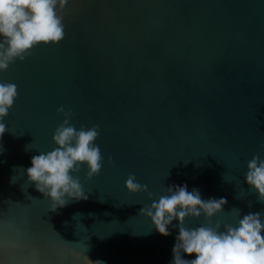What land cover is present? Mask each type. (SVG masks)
I'll return each instance as SVG.
<instances>
[{
	"label": "water",
	"instance_id": "water-1",
	"mask_svg": "<svg viewBox=\"0 0 264 264\" xmlns=\"http://www.w3.org/2000/svg\"><path fill=\"white\" fill-rule=\"evenodd\" d=\"M63 23L62 42L0 72L18 87L0 140V264H171L179 221L161 236L130 173L157 199L184 185L226 198L213 224L264 213L245 179L264 159V0H69ZM61 106L77 129L99 125L104 163L77 174L86 201L53 212L27 169L56 147Z\"/></svg>",
	"mask_w": 264,
	"mask_h": 264
},
{
	"label": "clouds",
	"instance_id": "clouds-1",
	"mask_svg": "<svg viewBox=\"0 0 264 264\" xmlns=\"http://www.w3.org/2000/svg\"><path fill=\"white\" fill-rule=\"evenodd\" d=\"M68 3L69 0H0V72L7 71L17 60L25 61L38 46L58 45L64 40L63 20ZM17 99V85L0 81V140L7 131L4 121ZM57 115L64 119L53 134L56 147L33 156L27 169L29 182L51 200L53 212L70 201H86L88 195L77 174L86 165L87 179L92 180L101 173L104 163L101 149L95 143L100 136L99 125L90 128L81 125L77 129L71 123L75 114L63 106L57 109ZM108 163L113 164L111 157ZM245 179L249 189L257 194V201L264 204V159L260 154L247 162ZM125 185L134 196L147 195L151 204L144 205L141 215L152 222L161 236H170L169 228L179 221L171 264H264V213L250 212L241 217L240 210L232 208L230 214L236 218L235 225L219 220L213 224L215 217L225 214L226 198L205 200L198 189L189 191L184 185L165 188L157 199L132 173ZM201 217L204 224L194 228L185 226L187 219ZM185 254L195 255V259H185ZM74 256L77 260L90 261L86 255L74 253Z\"/></svg>",
	"mask_w": 264,
	"mask_h": 264
}]
</instances>
